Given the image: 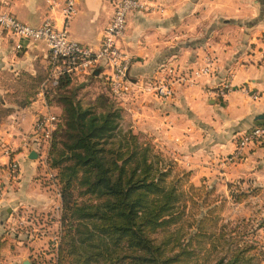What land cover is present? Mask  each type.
I'll list each match as a JSON object with an SVG mask.
<instances>
[{"label": "crops", "instance_id": "crops-1", "mask_svg": "<svg viewBox=\"0 0 264 264\" xmlns=\"http://www.w3.org/2000/svg\"><path fill=\"white\" fill-rule=\"evenodd\" d=\"M65 1L0 0V7L28 26L39 27L49 20L60 28ZM75 2V14L67 21L69 39L96 50L113 9L103 0ZM141 2L145 10L129 15L119 42L131 60L128 76L135 90L128 102L117 104L121 117L140 139L149 137L161 148L173 173L176 168L187 174L190 185L217 198L211 208L222 203L239 220L259 222V240L264 243V142L246 151L242 162H228L236 137L264 113V0ZM48 57L43 42L15 38L0 29V181L4 187L0 264L25 260L33 264L37 252L32 249L50 245L52 232L60 231V197L56 184L46 183V176L54 173L43 165L32 134L34 119L45 110V98L38 93L23 107L18 95L25 76L34 77L39 69H46ZM170 66L185 73L209 66V72L192 78L191 84L177 86L166 101L141 92L142 85ZM93 74L77 78L78 84L86 79L92 82L85 89L89 96L103 87L101 69ZM224 83L230 84L231 91L223 99L215 98L213 92ZM51 107L59 116L60 107ZM32 152L36 158L30 159ZM13 161L19 168L16 179L8 174ZM235 185L256 194L234 202L230 193ZM43 216L52 217L47 232L34 236L31 233L39 226L35 220ZM28 222L30 233L23 232Z\"/></svg>", "mask_w": 264, "mask_h": 264}, {"label": "trees", "instance_id": "trees-1", "mask_svg": "<svg viewBox=\"0 0 264 264\" xmlns=\"http://www.w3.org/2000/svg\"><path fill=\"white\" fill-rule=\"evenodd\" d=\"M47 70L25 76L20 106L34 100ZM76 80L62 76L44 87L46 104L61 109L47 154L60 197L59 244L52 250L51 264H260L262 253L257 255L254 243L246 240L230 246L224 239L223 255L211 262L199 260L190 248L212 211L206 202L210 194L189 186L192 196L187 200L198 212L185 231L179 225L185 208L180 184L187 174L169 181L173 165L140 143L130 127L120 126L121 111L103 79L106 89L93 96L85 90L92 82ZM251 194L256 190L235 185L230 197L241 202ZM201 209L207 211L202 215Z\"/></svg>", "mask_w": 264, "mask_h": 264}, {"label": "built area", "instance_id": "built-area-1", "mask_svg": "<svg viewBox=\"0 0 264 264\" xmlns=\"http://www.w3.org/2000/svg\"><path fill=\"white\" fill-rule=\"evenodd\" d=\"M75 1H65L62 9L64 22L60 28H56L49 20L39 27L28 26L0 7V29L12 37L25 39L32 43L43 42L46 45L49 53L47 77L39 89V94L43 97L46 83L56 84L58 78L67 75L76 78L87 77L101 69L115 103H124L135 93V90H132V84L128 79L131 60L120 50L119 42L125 35L129 15L133 12L144 11L145 6L141 0H103L111 5L113 14L101 36L98 48L93 50L69 39L66 29L67 21L75 14ZM208 72L209 66L191 73H185L176 66H170L163 70L160 77L142 85L141 92H149L157 99L166 101L172 98L177 86L185 83L191 84L192 78L207 75ZM230 91V84L224 83L213 92V95L215 98L223 99ZM252 98L255 100L257 96L253 95ZM44 109V113L40 115L35 125L34 140L39 146L38 156L43 165L47 167V154L53 132L59 122V116L53 113L47 104ZM262 142H264V122H259L236 137L235 150L228 162L239 163L246 151ZM18 170L16 162L9 163L8 174L11 179L17 178ZM3 192L4 187L0 181V198ZM31 234L37 236L34 230ZM52 243L56 249L59 244L58 235L52 239Z\"/></svg>", "mask_w": 264, "mask_h": 264}, {"label": "rangeland", "instance_id": "rangeland-1", "mask_svg": "<svg viewBox=\"0 0 264 264\" xmlns=\"http://www.w3.org/2000/svg\"><path fill=\"white\" fill-rule=\"evenodd\" d=\"M77 81L78 80H76V82ZM103 85H104L103 86L104 88L103 87L102 88L106 89L104 83H103ZM126 102H128V100ZM121 104H123V103H121ZM117 107H118V105H117ZM50 108H51V111L53 113H55L53 108L52 107H50ZM42 113H44V111H42ZM37 119L38 118L34 119V122L32 125V134L33 135H35L36 129L34 128V126L37 124V121H38ZM128 125H129V121L126 118L121 117L120 126L122 128H126ZM139 142L142 144L146 143V145L152 147L154 149V151L159 153L161 155V157L163 158V153L161 151V148L159 146H157V144H155L149 137H142L141 139H139ZM155 145H156V147H155ZM43 152H44V149H43ZM167 157L168 156H166V158H164L165 163L170 161ZM243 160H244V158L240 162H242ZM47 170H48V168H47ZM176 174L177 175L180 174V171H178L175 168L174 173L170 175L168 180L169 181L171 179L174 180ZM181 177L182 178H181L180 188L184 192V196L181 198V208H183V205L185 208H184V215L181 218L179 225H182L185 231H190V230H188V225L193 223L194 216L196 215L198 210H196L195 207L192 208L189 201L187 200L188 198H190L192 196V194L188 190L189 186H192L189 184V179H188L189 177L188 176H186L185 178L183 176H181ZM46 178H47L46 183H49L50 186L52 184H54L53 186L55 187V183L53 180V174L46 176ZM202 196H203V194H202ZM195 199H197V198H195ZM216 199H217L216 197L209 196L206 199V202H207V204H211V205L213 204L214 205V203L218 202V200H216ZM201 203L202 202H200L198 205L200 206ZM211 210L212 211L208 214L207 222L204 223V225L202 226L201 233H200L201 236L200 237L198 236L199 238L198 237L194 238V242L190 248L191 250H194V253L199 254V257H198L199 260L202 261V259H206L205 261L211 262L216 257L223 255V253L226 249V246L223 245L224 239L226 241H230V244H231L230 246H233L237 243H239V245H242L241 240H246L248 242L254 243V245L256 246V249L254 252L257 255L260 256L261 254H259V253H262V255L260 256V258L262 259L260 264H264V243L260 242V240H259V238H260L259 234H258L259 233L258 232V230H259L258 223L259 222L258 223H252V224L251 223L242 224L241 220H239L240 216L236 217L235 213L232 211V209L231 208L226 209V206L223 205L222 203L214 206ZM206 211H207L206 209H201L200 214L203 215ZM51 218L52 217H50V216L49 217L43 216L39 219L36 218L35 222H38V224H39V226L36 228V231H35V234L37 236L44 235V233L47 232L46 226L48 225ZM197 219H198V217H197ZM28 224H29V222L23 226V232H29L30 233V230H32V227L30 226V224L29 225ZM232 231L234 232L233 234H232ZM52 233H53V237H51V239H53L57 235L59 236V232H57V231L56 232L53 231ZM194 233H195V230H193V232H191V234H194ZM245 234H246V237H245ZM257 234H258V237H257ZM231 237H234V240L231 241L230 240ZM186 238L188 239V235L186 236ZM42 244H44V243H42ZM49 244L50 245H47L45 247L42 246L43 249L39 248V247L32 249V250H36V252H37V254L35 256L36 259H34L35 264H51L52 263V261L54 259V254L52 253V250L55 249V247L52 245L53 243H49ZM211 244L215 249L211 248L212 247ZM39 251L41 253H39Z\"/></svg>", "mask_w": 264, "mask_h": 264}, {"label": "water", "instance_id": "water-1", "mask_svg": "<svg viewBox=\"0 0 264 264\" xmlns=\"http://www.w3.org/2000/svg\"><path fill=\"white\" fill-rule=\"evenodd\" d=\"M95 75H97V73H95ZM129 79V77H128ZM130 80V79H129ZM254 122L257 123V122H264V113L263 114H260V115H257L255 118H254ZM30 159H33V158H36L35 156V153L32 152L29 156ZM22 264H30L27 260L23 261Z\"/></svg>", "mask_w": 264, "mask_h": 264}]
</instances>
